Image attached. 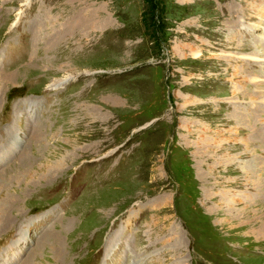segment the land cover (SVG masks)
<instances>
[{"label":"rangeland","instance_id":"rangeland-1","mask_svg":"<svg viewBox=\"0 0 264 264\" xmlns=\"http://www.w3.org/2000/svg\"><path fill=\"white\" fill-rule=\"evenodd\" d=\"M0 197V264H264V0H0Z\"/></svg>","mask_w":264,"mask_h":264},{"label":"bare ground","instance_id":"bare-ground-1","mask_svg":"<svg viewBox=\"0 0 264 264\" xmlns=\"http://www.w3.org/2000/svg\"><path fill=\"white\" fill-rule=\"evenodd\" d=\"M9 204L0 197V230L7 224L6 211H8ZM57 248V247H56ZM57 250V249H56ZM57 254V253H55ZM57 257V256H56ZM59 257V256H58ZM30 261V260H29Z\"/></svg>","mask_w":264,"mask_h":264}]
</instances>
